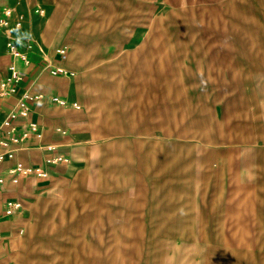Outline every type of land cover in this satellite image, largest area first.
I'll return each instance as SVG.
<instances>
[{"label":"rangeland","instance_id":"rangeland-1","mask_svg":"<svg viewBox=\"0 0 264 264\" xmlns=\"http://www.w3.org/2000/svg\"><path fill=\"white\" fill-rule=\"evenodd\" d=\"M5 7L0 42L65 58L84 141L3 264H264V0Z\"/></svg>","mask_w":264,"mask_h":264},{"label":"crops","instance_id":"crops-1","mask_svg":"<svg viewBox=\"0 0 264 264\" xmlns=\"http://www.w3.org/2000/svg\"><path fill=\"white\" fill-rule=\"evenodd\" d=\"M234 62L236 66H246L245 62ZM12 65H18L22 73L15 84L16 92L5 98L0 96V142L8 145L0 146V152H12L11 157L0 161V264L6 258L1 250L2 240L5 235H12L18 220L28 211L29 199L51 183L84 141L83 103L72 90L73 73L65 58L56 54L52 59L38 60L35 56L30 65H25L8 54L2 40L0 83L11 76ZM249 98L244 101L246 106L250 105ZM19 167L42 168L48 178L25 175L17 171ZM14 203L20 207L16 214L9 215L7 210Z\"/></svg>","mask_w":264,"mask_h":264},{"label":"built area","instance_id":"built-area-1","mask_svg":"<svg viewBox=\"0 0 264 264\" xmlns=\"http://www.w3.org/2000/svg\"><path fill=\"white\" fill-rule=\"evenodd\" d=\"M13 12L14 10L8 7L2 10V13L0 15V33L3 27L10 25L11 19L13 18V15H14ZM13 27L14 29H19L21 28V23L17 21ZM8 36H9L8 37L9 39L6 43L8 52L13 56L14 59H17L23 62L25 65H30L31 64L30 58L28 57L26 53L22 51L19 45L10 38L11 37L10 32ZM21 73L22 71L18 69L15 65L11 66V76L5 81L0 83V96L2 98L10 96L16 92L15 84L20 80ZM55 100L58 103H62L59 99H55ZM0 146L4 148L8 147L6 143H2V142H0ZM6 156H9V157L12 156V152L9 149H7L4 152H0V161L4 160ZM17 171L23 172L25 175H28V174L36 175L40 179L48 178V174L42 168L24 170L21 167H19ZM19 207H20V204L18 203L11 204L7 210V213L9 215H14L17 213V208Z\"/></svg>","mask_w":264,"mask_h":264}]
</instances>
